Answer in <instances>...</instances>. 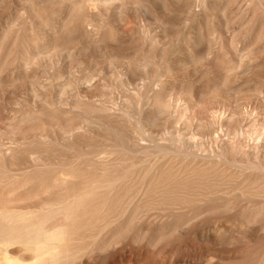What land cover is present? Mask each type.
<instances>
[{
    "label": "rangeland",
    "instance_id": "1",
    "mask_svg": "<svg viewBox=\"0 0 264 264\" xmlns=\"http://www.w3.org/2000/svg\"><path fill=\"white\" fill-rule=\"evenodd\" d=\"M109 1L0 0V206L35 207L55 194V168L104 157L136 169L132 191L108 234L90 233L98 255L75 264H237L264 247V170L245 168H264V16L256 35L242 0H201L200 17L195 0ZM151 168L216 185L162 205L143 197Z\"/></svg>",
    "mask_w": 264,
    "mask_h": 264
},
{
    "label": "bare ground",
    "instance_id": "2",
    "mask_svg": "<svg viewBox=\"0 0 264 264\" xmlns=\"http://www.w3.org/2000/svg\"><path fill=\"white\" fill-rule=\"evenodd\" d=\"M105 1H106L105 3H108V0ZM110 1L116 2V0H110ZM232 2H234L236 6L237 5L236 2H239V0H232ZM227 3L228 1H226L225 5L230 4ZM192 9L194 10L195 13L194 15L200 17L202 15L207 14L206 11L208 10V4L201 0L198 1L195 0L194 6H192L191 9L189 8L190 11ZM210 9H212V7ZM236 9H237L236 12L238 13L237 17H239V19L243 20V18H250V22L249 20L248 22L249 24H251V27L253 26L251 30H253V32H255L257 35V32L255 30V28L257 27L256 22L258 21L259 23L258 12L261 11L262 12L261 14H263L264 16V0H242V3H239L236 6ZM262 17L261 19H263ZM81 30L84 31V28ZM81 34L83 33L80 32L81 37L83 35L85 37L86 34H87L86 37L91 36L90 32H86V34L84 33L83 35ZM258 34L259 35L257 37H259V39L264 38V32L263 33L258 32ZM248 36L249 35L247 34V37ZM251 37H248V39ZM238 45H239V39L236 34V37L231 41V47L229 45L228 46L229 48L235 49L238 47ZM215 125L216 122L211 121V127L214 128ZM254 147H255L254 153L258 156V154L262 150H264V141L259 140ZM240 148L241 147H239L238 149ZM238 149L237 151L239 152ZM218 157H220V155ZM100 160L101 161H99L97 166L88 165V164L86 166L85 164L80 163L77 158L75 162L71 161L68 164L65 163L55 168V176L57 178L55 184V188H56V192H54L55 194L43 199L42 201L40 200L41 202L39 201L37 203L38 205L35 207H27V208L22 207V209H20L14 206L12 207V205L0 206V264H75L77 259L80 257V255H82L84 252L90 251V255H91V251L92 252L96 251V250L94 251V247L96 249L97 247L95 243L94 244L92 243V240L94 242L97 233L108 234L107 233L108 225L109 224L112 225L114 223V218H115V216H112L116 211L115 209H113V207L115 208L117 202L119 204L120 201L126 200V198L123 199L124 196L123 198H121V196L125 190L130 189L129 187H131L132 185H130L128 180L132 175H134L137 172L136 169H132L130 166L124 168V170L121 172L120 171L114 172L111 170L113 166H111L110 163H108L106 158L103 157ZM134 167L136 168V166ZM251 167L252 168L250 167H245V168L248 170V172L249 171L254 172L258 170H261V172H263L262 170H264V168L262 169L261 166L255 167L254 165H252ZM136 178L138 179V177ZM143 179L147 181V182L145 181V183L149 182L147 192L144 194L143 197L144 198L147 197L146 195L148 194L150 198H153L154 196L156 197L158 195L159 204L162 205L168 204L171 207H175V206L180 207L181 204L187 203L186 199H188L189 196L199 198L200 199L199 201L205 200V198L207 197L205 191L213 189L216 185V184L214 185L212 180L208 178V173L206 171L197 172L195 168H193V170L186 169L182 173H175L173 175L168 174V172L158 173L157 170L151 168L147 173L144 174ZM143 179L141 178L142 185L144 183ZM141 180H140V185H141ZM215 180L217 181L216 178ZM260 185L262 184H259V186ZM240 191H241L240 193L241 196H246L250 194V190L246 191L243 189ZM126 196L128 195L126 194ZM216 198H218L217 195ZM128 199L129 196L126 200V203L128 202ZM139 199L140 198H138L137 200ZM149 199L146 200L148 201ZM213 199L214 198H212V200ZM146 200L143 201L144 204L145 202H147ZM149 201H150V206H152L151 201H153V199ZM121 204L116 206L117 210L120 208V205L123 208V203L121 202ZM124 209H126L125 206ZM156 209L158 208L156 207ZM262 211H264V207L262 208ZM173 213L175 214V212ZM183 213H186V211H184ZM118 214L119 213H117V215ZM120 218L117 217L118 220H120ZM118 220H116L115 222H118ZM174 228L176 229L177 227L174 226ZM92 230L93 232L94 230L95 232L97 231V233L93 234V237L90 234L92 233ZM85 238H87L88 241ZM100 238L99 239L96 238V239L103 240ZM107 244L108 241L105 242L103 246H106ZM15 248H17V252H16L17 254H15L14 251ZM107 248H109V246ZM102 249L104 251V249L106 248L104 247ZM251 249L252 247H250V250ZM96 252L92 254L98 255L96 254ZM242 254L244 259H242V261H239V263L237 264H264V247L262 246L260 248L256 246V249H253L251 251L248 250L246 256H244V253ZM25 255L27 256V258H24ZM237 259L235 260L238 261ZM80 261H78V263Z\"/></svg>",
    "mask_w": 264,
    "mask_h": 264
}]
</instances>
